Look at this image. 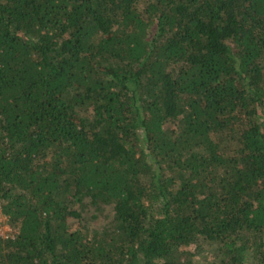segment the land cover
Listing matches in <instances>:
<instances>
[{
  "label": "trees",
  "instance_id": "trees-1",
  "mask_svg": "<svg viewBox=\"0 0 264 264\" xmlns=\"http://www.w3.org/2000/svg\"><path fill=\"white\" fill-rule=\"evenodd\" d=\"M0 213V264H264V0H0Z\"/></svg>",
  "mask_w": 264,
  "mask_h": 264
},
{
  "label": "rangeland",
  "instance_id": "rangeland-1",
  "mask_svg": "<svg viewBox=\"0 0 264 264\" xmlns=\"http://www.w3.org/2000/svg\"><path fill=\"white\" fill-rule=\"evenodd\" d=\"M7 217L0 213V234L6 235L11 231V227L6 223ZM76 222V221H74Z\"/></svg>",
  "mask_w": 264,
  "mask_h": 264
},
{
  "label": "built area",
  "instance_id": "built-area-1",
  "mask_svg": "<svg viewBox=\"0 0 264 264\" xmlns=\"http://www.w3.org/2000/svg\"><path fill=\"white\" fill-rule=\"evenodd\" d=\"M3 235V234H2Z\"/></svg>",
  "mask_w": 264,
  "mask_h": 264
}]
</instances>
